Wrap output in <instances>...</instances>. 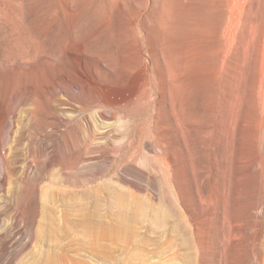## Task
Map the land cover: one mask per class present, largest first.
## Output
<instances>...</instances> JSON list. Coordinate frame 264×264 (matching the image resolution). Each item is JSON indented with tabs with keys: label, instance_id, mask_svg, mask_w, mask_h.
Listing matches in <instances>:
<instances>
[{
	"label": "rangeland",
	"instance_id": "1",
	"mask_svg": "<svg viewBox=\"0 0 264 264\" xmlns=\"http://www.w3.org/2000/svg\"><path fill=\"white\" fill-rule=\"evenodd\" d=\"M7 161L0 264H264V0H0Z\"/></svg>",
	"mask_w": 264,
	"mask_h": 264
},
{
	"label": "bare ground",
	"instance_id": "2",
	"mask_svg": "<svg viewBox=\"0 0 264 264\" xmlns=\"http://www.w3.org/2000/svg\"><path fill=\"white\" fill-rule=\"evenodd\" d=\"M5 156H4V158H5ZM0 170H1L0 177H1L2 187H5L7 185V183H8V181H9V176L7 174V171L9 170V171L12 172V170L14 171V169L11 168V165H9L8 164V161H7V163L6 162L2 163ZM12 179H10V180H12ZM11 184L9 186H11ZM73 195H74L75 203L78 204V201H77L78 195L76 193H73ZM135 202L136 203L132 204L133 202L132 203L131 202H128V201H126L125 198H123V197L121 198V196H120L119 199H118V202L115 204L116 207H118V208L121 209V212L117 215L116 222H113V223H103V221L99 220L95 225H93L91 227V228L94 229L93 232H95V234L93 235V240L91 241V245L89 246L92 251H94V252L101 251L104 254H109L110 252H112V249L114 248V245L117 246V244H119V242H121V241L122 242H125V243H127L129 241L131 242L130 237H127L126 241H123V239L125 237L124 236V232H125V230L127 228V225L128 224L130 225V223L133 220H137L136 219V215H140V214L144 215L142 212H140L142 210H141V208H140V206L138 204V201H135ZM99 203H100V200H99V198H97L96 204L98 205ZM134 205L137 206L135 210H134V207H135ZM130 208H132L133 211L132 212L130 211V213H126V212H128V210H130ZM80 224H83V223H80ZM87 227H88L87 228L88 229V232H92V230L90 229V227L89 226H87ZM130 231H131V229H130ZM61 245L63 247V244H61ZM67 248L68 247H66V249ZM54 254H56V255L53 256V254L48 253V255H47V257H46V259H45V261H44L43 264H57L56 263L57 260H54L55 257H58V258L60 257L61 259L67 257V255L64 253V251L63 252H60V253H54Z\"/></svg>",
	"mask_w": 264,
	"mask_h": 264
}]
</instances>
